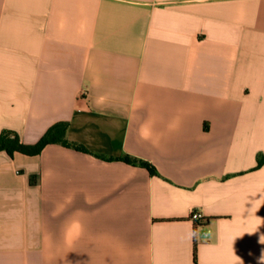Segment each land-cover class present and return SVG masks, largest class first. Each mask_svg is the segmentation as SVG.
I'll return each mask as SVG.
<instances>
[{"label":"crops","instance_id":"crops-1","mask_svg":"<svg viewBox=\"0 0 264 264\" xmlns=\"http://www.w3.org/2000/svg\"><path fill=\"white\" fill-rule=\"evenodd\" d=\"M60 123L0 152V264H264V0H0V136Z\"/></svg>","mask_w":264,"mask_h":264},{"label":"trees","instance_id":"trees-1","mask_svg":"<svg viewBox=\"0 0 264 264\" xmlns=\"http://www.w3.org/2000/svg\"><path fill=\"white\" fill-rule=\"evenodd\" d=\"M65 128L66 126L63 123L54 125L45 133V135L39 140V142L34 145H27L23 143L18 133L6 130L2 132L0 136V152L5 151L11 157H13L16 153L24 154L27 156H36L39 155L47 145L52 143H62L65 146H72V144L64 139ZM73 147L78 150H83V148L79 146ZM121 160L128 164L138 165L146 168L151 175H157V171L154 166H152L148 162L129 156H125ZM258 162L259 165H262L264 163V156H260ZM199 222L200 220L196 223ZM194 264H198L197 243H195L194 247Z\"/></svg>","mask_w":264,"mask_h":264},{"label":"built area","instance_id":"built-area-1","mask_svg":"<svg viewBox=\"0 0 264 264\" xmlns=\"http://www.w3.org/2000/svg\"><path fill=\"white\" fill-rule=\"evenodd\" d=\"M191 218H192V220L197 222V221L201 220L202 216L200 213L194 211V212H192Z\"/></svg>","mask_w":264,"mask_h":264}]
</instances>
